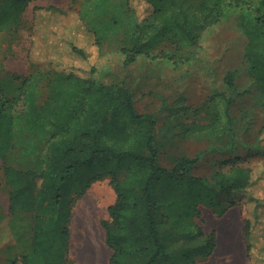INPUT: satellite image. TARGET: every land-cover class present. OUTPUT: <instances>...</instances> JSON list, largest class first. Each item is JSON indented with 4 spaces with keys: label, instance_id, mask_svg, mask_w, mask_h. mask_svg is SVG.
I'll list each match as a JSON object with an SVG mask.
<instances>
[{
    "label": "trees",
    "instance_id": "16d2710c",
    "mask_svg": "<svg viewBox=\"0 0 264 264\" xmlns=\"http://www.w3.org/2000/svg\"><path fill=\"white\" fill-rule=\"evenodd\" d=\"M32 1L35 0H0V30L17 25ZM84 1V7L75 12L71 21H65L67 14L52 6L35 8L34 18L54 32L61 30L55 54L64 57L71 52L82 66L93 57L91 44L103 51L108 34L122 26L129 40L121 52L130 63L142 54L154 57L153 47L164 40L175 43L179 50L197 45L203 31L236 15L238 28L247 37V75L256 82L264 101V0H143L148 10L143 17L136 0ZM42 54L46 52L39 45L34 53L31 50L30 65L45 62L37 60ZM158 55L182 59L170 52ZM51 59L55 81L43 105L37 102L31 80L18 86L20 95L15 98L0 91V157L8 156L16 146H20L21 154L35 157L34 163L26 167L25 177L23 171L4 166L11 186L9 210L35 213L32 245L23 255L22 264H67L75 203L94 182L106 176L112 177L117 192L109 208L111 220L104 222L106 240L113 249L109 264L166 261L170 252L165 228L184 238L188 235L203 239L197 249L211 256L217 247V231L206 234L197 225L199 204L208 203L223 216L235 202L217 204L201 188L184 190L187 182L191 181L193 187L204 182L192 176L190 168L202 153L181 157L172 167L162 165L155 144L156 115L139 112L129 88L61 68L58 61L52 56ZM239 74V68L226 72L224 82L229 88H236ZM234 102L233 96L216 92L205 107L210 121L193 125L191 131L219 134L231 130ZM18 106L25 107L21 116L16 113ZM229 171L217 178L222 191L245 189L250 184V168L235 166ZM167 186L174 190L168 193ZM260 205L262 209L242 214L250 254L258 241L264 242V227L259 229L264 224V204ZM194 223L196 232L187 229ZM189 255L185 253L189 264H195L197 259Z\"/></svg>",
    "mask_w": 264,
    "mask_h": 264
},
{
    "label": "rangeland",
    "instance_id": "374dc122",
    "mask_svg": "<svg viewBox=\"0 0 264 264\" xmlns=\"http://www.w3.org/2000/svg\"><path fill=\"white\" fill-rule=\"evenodd\" d=\"M84 5V0H35L29 4L17 25L0 30L2 95L6 94L10 98L19 96L18 86L27 79L31 80V86L37 92L38 104L43 105L55 81V74L49 65L51 56L61 68L81 71L83 75L92 76L105 84L129 88L137 110L156 115L155 144L160 152V163L172 167L181 157H195L202 153L199 161L190 168L191 175L203 178L204 182L194 187L191 181L187 182L184 190L201 188L206 192L205 195L213 196L217 204L235 202V206L228 211L236 215V221L239 225L243 224L244 230L243 212L262 209L260 204H264V101L256 82L247 75L244 55L247 37L238 28L236 15L203 31L197 45L179 50L175 43L164 40L153 47L154 57L142 54L130 63L126 62V55L121 52L122 46L129 40V34L122 26L108 34L103 51L92 43L93 57L84 61L86 63L82 66V62H78L71 52L64 57L57 56L55 51L61 42L62 31L54 32L53 28L39 24L34 18L35 8L52 6L58 12L67 14L65 21H71L75 19V12ZM136 7L142 17L148 13L143 0H136ZM37 45L46 52L37 60L45 62L31 66L30 52L32 50L34 53ZM160 52H170L182 59L175 61L160 57ZM235 68L240 69V74L236 79V88L231 89L224 82V76L228 70ZM219 91L235 98L231 107L232 129L219 134L209 130L191 131L193 125L210 121L205 107ZM24 108L18 106L16 113L21 116ZM23 137L20 136V139ZM34 161L35 157L21 154L20 146H16L5 158L0 157V264H22L23 255L32 245L35 218L34 212L12 213L9 210L11 186L7 183L4 166L23 171L25 177L26 167ZM235 166L251 169L250 184L245 189L222 191L216 183L219 174L230 172ZM27 181L26 178L23 184ZM37 182L40 180L37 179ZM172 188L167 186V192L171 193L174 190ZM116 199L112 177L106 176L94 182L87 193L76 201L67 264H109L113 249L107 243L104 222L111 220L109 208ZM199 208L201 215L195 220L206 234L224 222L225 214L220 216L208 203H200ZM196 223L188 225L187 229L196 232ZM263 227L262 223L259 229ZM165 229L168 232L166 242L170 257L159 264H189L190 258L187 259L185 253L191 257L196 252L195 264L263 262L262 241L257 242L252 254L247 250L244 237L243 243L237 245L238 253L233 259L231 254L219 249L206 257L204 250L197 249L203 239L188 235L184 238ZM225 238L223 236L222 246L228 242ZM221 244L219 242L218 246ZM79 245H82L88 260L80 257L77 251Z\"/></svg>",
    "mask_w": 264,
    "mask_h": 264
},
{
    "label": "crops",
    "instance_id": "0c3cea01",
    "mask_svg": "<svg viewBox=\"0 0 264 264\" xmlns=\"http://www.w3.org/2000/svg\"><path fill=\"white\" fill-rule=\"evenodd\" d=\"M9 214V213H8ZM231 211H227L224 215V222L221 223V225L217 226L216 231H217V247L215 250L222 251L224 253H229L232 256V259L234 256L237 255L238 253V244L239 242L244 241V231H243V224L239 225L238 221H236V215L231 214ZM10 218V216L8 215ZM223 236H226L227 238V243L225 246H222L221 241ZM224 239V240H225ZM223 240V241H224ZM220 242V246H218ZM240 246V245H239ZM230 256V257H231Z\"/></svg>",
    "mask_w": 264,
    "mask_h": 264
},
{
    "label": "bare ground",
    "instance_id": "6f19581e",
    "mask_svg": "<svg viewBox=\"0 0 264 264\" xmlns=\"http://www.w3.org/2000/svg\"><path fill=\"white\" fill-rule=\"evenodd\" d=\"M77 251L79 252L80 257H81L83 260H88V256H87L86 252L84 251L82 245H79V246H78Z\"/></svg>",
    "mask_w": 264,
    "mask_h": 264
}]
</instances>
